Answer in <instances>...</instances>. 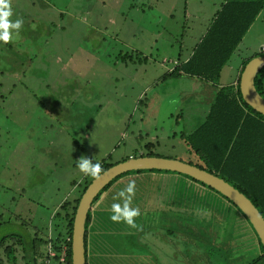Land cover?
Returning <instances> with one entry per match:
<instances>
[{"label": "rangeland", "instance_id": "374dc122", "mask_svg": "<svg viewBox=\"0 0 264 264\" xmlns=\"http://www.w3.org/2000/svg\"><path fill=\"white\" fill-rule=\"evenodd\" d=\"M226 1L12 0L11 19L22 18L23 26L13 42L0 41V264H56L44 258L55 255L51 245L36 243L54 238L55 213L82 193L87 175L77 167L81 156L93 164L109 157L121 163L148 154L145 147L152 143L159 157L197 163L180 136L205 119L212 90L157 75L179 54L193 51ZM260 52L264 9L224 67L222 82ZM124 54L147 61H122ZM180 178L130 173L119 179L93 204L100 230L89 228L90 252L103 248L112 258L141 257L138 264H211V259L226 264L223 255L209 252L211 243L183 236L193 234L190 220L199 215L193 209L217 217L212 223L198 220L222 234L223 216L235 219L233 207L216 192L193 187L185 178L181 184ZM130 180L139 194L133 200H143L132 206L146 212L143 222L136 221L142 230L113 222L111 203L105 202ZM155 189L164 196L143 199ZM119 224L122 232L116 230ZM238 224L244 236L233 245L234 255L251 259L258 253L257 240L248 239L242 218ZM98 233L102 237L93 238ZM3 239H8L4 245ZM33 240V248L45 255L36 262ZM10 245L16 261L5 252Z\"/></svg>", "mask_w": 264, "mask_h": 264}, {"label": "trees", "instance_id": "16d2710c", "mask_svg": "<svg viewBox=\"0 0 264 264\" xmlns=\"http://www.w3.org/2000/svg\"><path fill=\"white\" fill-rule=\"evenodd\" d=\"M263 9L264 0H227L222 5V9L217 13L216 18L208 29L207 34L202 39L200 44L197 45L192 57L179 68H176L170 74V77L175 78L181 75H186L207 83H212V87L216 89V93L214 94V98L204 122L201 123L191 134H183L180 136L188 146L189 153L191 155H195L198 158L197 163L192 161L186 163L195 165L224 179L226 182L248 197L264 217V115L256 112L249 105H247V103L243 100L240 91V79L245 66L253 58L264 56V52H260L259 54H256L243 61L236 89L231 86L222 88L218 87V81L221 77L223 68L231 59L233 53L236 51L250 27L256 21ZM133 56L137 59V61H147L146 58H142L139 54H133ZM133 58L132 56H129V54H124L121 56L122 61L131 59L134 63ZM255 85L257 91L264 98V68L257 75ZM151 146H153L152 143H149L145 147L149 151L148 154H141L139 157H159L152 152ZM112 161L113 160L111 157H109L108 160H103L101 162L103 172L118 164ZM130 173L138 175L143 173L180 175L187 181L191 182L193 187H198L197 185H199L201 188H206L219 194L227 202V204H230L231 208L233 207L236 213L235 216L233 215L235 219H232L226 215L223 216L224 220H226L225 224L227 225V229L222 234H219L218 232H213L214 229L203 226L198 219L204 220L208 218V220H210L212 223L213 219L215 221L217 220V217L213 218L210 216L211 213L208 211L203 210L201 212V210H197L195 208L192 210V213H194L196 210L199 215L197 219L194 218L193 220H190V228L193 231V234L186 231L183 237L186 240L189 238L191 242H207L209 246L211 243L209 252L211 250L212 254L216 252V254L223 255L224 263L226 264H235L233 262L234 259L236 260V264H244L245 262L246 264H264V247L260 243L255 230L246 216H244L239 208L226 197L214 189L206 186L205 184L195 181L188 176L159 170L128 172L119 176L106 188H104L94 200V204L98 202L105 194H107L111 187L119 179ZM87 176L85 187L79 197L74 201V204L66 202L60 208L61 211L55 213L54 238H52L49 242H43L41 239H39L37 243L34 240L32 243H30L34 253L32 259L33 262H36L38 259L45 256L44 253H41L40 250L37 249V246L33 248V243H39L43 246L50 244V250L55 253L52 258H50L49 254L47 257H44L47 261H54L56 264H72L71 244L76 210L82 195L91 182L95 179L91 176ZM183 178H180L178 181L181 184H186V180ZM75 184L76 183L73 182V185ZM187 187L192 186L191 184H188ZM115 195L116 194H113V197ZM154 195L158 197L164 196L162 189H155L147 192L143 199L145 197L146 199H150ZM113 197L112 199L110 198V201H108V199L105 201L107 203H111L107 204L108 206H112L113 203H117ZM135 197L139 199V194L136 193ZM149 201L146 200L148 205L151 204ZM132 203L143 205V200L141 202L133 200ZM145 205L146 203H144V206ZM68 208H71L70 212L67 211ZM97 210L101 211L100 208ZM145 213V211H141L140 217H138L136 220L137 223L143 222ZM95 214L90 212L86 223L85 246L87 253V264H138V262L141 261V257L136 258L132 256L128 258L126 255L125 259L120 257H115V259L105 255L103 248L97 249V251L95 249L93 254L90 252L89 241L91 236L89 228L94 227L95 229L100 230V227L98 226V220L95 218ZM239 218H242L244 227L250 234L248 239L250 240L251 237L254 236L255 240H257L258 247L256 248V252L258 253L251 259H248V257L246 258V256H237L236 258L234 255L235 251H233V245L236 246L238 242L237 239L244 236L243 233L240 232L241 226L238 224ZM185 219L189 221V217H186ZM122 228V224H119L116 230L122 232ZM107 230H109L111 234L113 229ZM247 232H245V236L247 235ZM101 237L102 235L99 233L93 236V238L98 239ZM14 238L15 237L12 236L10 239ZM112 239L114 240V238ZM7 240L3 239L2 244L4 245ZM228 241L230 242L229 246ZM64 247L66 248L65 252L63 251ZM14 249L15 247L10 245L6 248L5 252L10 260L16 261V253ZM62 253H64L63 261H61ZM101 258L103 262L99 261ZM206 258L207 257H205V259ZM217 260L211 259L210 262L211 264H213V262L219 263L220 261ZM126 261H128V263Z\"/></svg>", "mask_w": 264, "mask_h": 264}, {"label": "water", "instance_id": "95a60500", "mask_svg": "<svg viewBox=\"0 0 264 264\" xmlns=\"http://www.w3.org/2000/svg\"><path fill=\"white\" fill-rule=\"evenodd\" d=\"M264 68V56L255 57L245 66L240 79L243 100L256 112L264 115V98L257 91L255 80ZM159 170L188 176L214 189L233 202L246 216L264 247V217L252 201L219 176L181 160L163 157H134L118 163L88 186L76 210L72 232V264H87L85 246L86 223L94 200L99 193L119 176L133 171Z\"/></svg>", "mask_w": 264, "mask_h": 264}, {"label": "clouds", "instance_id": "9594fccd", "mask_svg": "<svg viewBox=\"0 0 264 264\" xmlns=\"http://www.w3.org/2000/svg\"><path fill=\"white\" fill-rule=\"evenodd\" d=\"M12 0H0V41L5 44L13 42L14 33L19 35V31L23 26V19L13 21ZM77 167L85 175L93 178H99L103 172L102 165L99 161L95 164L92 159L87 156H81L77 161ZM136 195V183L130 180L127 186L120 190L114 197V200L122 201V203H113L111 211L113 215L111 220L116 223H126L131 228L142 230V226L136 223V220L141 215L139 207H133L132 201Z\"/></svg>", "mask_w": 264, "mask_h": 264}, {"label": "crops", "instance_id": "0c3cea01", "mask_svg": "<svg viewBox=\"0 0 264 264\" xmlns=\"http://www.w3.org/2000/svg\"><path fill=\"white\" fill-rule=\"evenodd\" d=\"M221 9H222V7H221ZM220 9V10H221ZM219 10V11H220ZM187 14V13H186ZM217 15V14H216ZM260 15V14H259ZM259 17V16H258ZM257 17V18H258ZM186 20H188V16H185L184 17ZM215 18H216V16H215ZM215 18H214V20H215ZM214 20H213V22H214ZM257 20V19H256ZM212 22V23H213ZM255 23V22H254ZM253 23V24H254ZM212 25V24H211ZM252 27V26H251ZM251 27H250V29H251ZM210 28V27H209ZM249 29V30H250ZM207 32H208V29H207V31H206V33H204L203 35H202V37H200L199 39H198V41L195 43V47H194V49H193V51H191L190 53L189 52H187L184 56H182L181 54H179L178 55V59L177 60H174V61H170L171 63H172V66H171V68L169 69L168 67H166L167 69H166V71L165 70H162L161 71V73H160V75H157V76H159V77H162L164 80L165 79H169V80H177V79H179V80H181V81H188V83L190 84V86L192 87V86H198V85H204L205 87H209V88H211V90H212V93H211V95H210V97H211V101H210V105H211V103H212V100H213V98H214V94L216 93V89L214 88V87H212V83H207V82H205V81H202V80H198V79H195V78H192V77H189V76H186V75H181V76H178V77H176V78H172V77H170V74L176 69V68H179L182 64H184V63H186L191 57H192V55H193V53H194V50L196 49V47H197V45L198 44H200V42L202 41V39L205 37V35L207 34ZM249 32V31H248ZM247 32V33H248ZM247 35V34H246ZM245 35V36H246ZM244 39V38H243ZM243 41V40H242ZM241 44V43H240ZM239 47V46H238ZM235 53V52H234ZM233 53V54H234ZM164 62H166V60L164 61ZM229 62V61H228ZM227 62V63H228ZM243 63V62H242ZM227 65V64H226ZM225 65V66H226ZM161 66H164V65H161ZM241 69H242V64H241V67L235 72V75H231V80H229V81H227L226 83L225 82H222V73H223V71H224V68H223V70H222V73H221V77H220V79H219V81H218V87L219 88H222V87H228V86H231V87H233L234 89H236V86H237V82H238V79H239V75H240V73H241ZM209 84V85H208ZM186 93H188V91L186 92ZM189 94V93H188ZM142 101V100H141ZM140 101V102H141ZM210 109V108H209ZM209 111V110H208ZM208 111H207V113H208ZM206 116H207V114H206ZM206 116H205V118H206ZM205 120V119H204ZM204 120L202 121V123L204 122Z\"/></svg>", "mask_w": 264, "mask_h": 264}]
</instances>
